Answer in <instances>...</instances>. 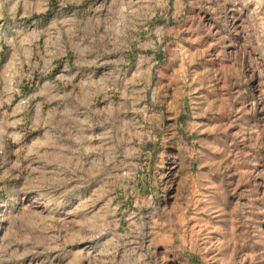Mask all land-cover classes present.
I'll return each mask as SVG.
<instances>
[{
	"label": "rangeland",
	"instance_id": "1",
	"mask_svg": "<svg viewBox=\"0 0 264 264\" xmlns=\"http://www.w3.org/2000/svg\"><path fill=\"white\" fill-rule=\"evenodd\" d=\"M100 4L0 0V264H264V0H121L64 72Z\"/></svg>",
	"mask_w": 264,
	"mask_h": 264
},
{
	"label": "crops",
	"instance_id": "2",
	"mask_svg": "<svg viewBox=\"0 0 264 264\" xmlns=\"http://www.w3.org/2000/svg\"><path fill=\"white\" fill-rule=\"evenodd\" d=\"M103 4L96 5L93 8H87L84 11H78L82 19L85 20L84 24H89L91 29L93 30L92 39L88 40L90 37L82 38L81 46L83 47V58L81 59L79 56L71 57L72 65L67 67L64 72H71V69H76L75 67L82 66L81 63H77V60H83L84 62H89L91 65L96 62L103 63L104 65L109 64L110 62H115L117 58L121 56H130V51L126 49L127 46L130 47L131 45V34L130 27L132 26L131 19L126 17V13L124 11V7H121L117 2L121 3V0H101ZM107 2V4H106ZM110 3V4H108ZM77 13V12H75ZM74 15V13H72ZM75 17H80L76 16ZM74 17V18H75ZM141 18V17H140ZM138 19L139 22L142 19ZM135 24H139L137 19ZM35 23V22H33ZM51 28L50 30V45L55 46L58 43L63 44V21L55 20L51 21ZM117 29L118 33L112 34L113 30ZM47 29L45 28L43 32L44 35L47 37ZM98 45L100 46L95 51H87V45L89 44ZM88 53V54H87ZM30 57L28 59L29 63H32L31 70L29 72L33 73V75H38L41 72H44V68L50 69L47 73L52 75V71L57 70L55 69L56 66H53L52 63H58L59 61L51 60L48 58L40 59L42 51L40 48L35 47V49L29 52ZM87 54V56H85ZM44 65L41 67V63ZM52 65V66H51ZM60 73H63V68L61 69Z\"/></svg>",
	"mask_w": 264,
	"mask_h": 264
}]
</instances>
